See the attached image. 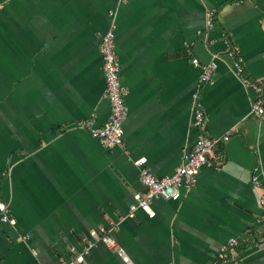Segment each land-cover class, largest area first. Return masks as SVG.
<instances>
[{
    "label": "crops",
    "instance_id": "crops-1",
    "mask_svg": "<svg viewBox=\"0 0 264 264\" xmlns=\"http://www.w3.org/2000/svg\"><path fill=\"white\" fill-rule=\"evenodd\" d=\"M110 27L128 115L123 144L105 149L76 122L108 117L99 37ZM227 37L243 76L263 77L264 0H0V201L14 219H0V264H62L118 221L114 246L96 242L84 264H211L230 237L224 264H264L250 180L254 167L264 175V117L250 112L256 94L233 75ZM191 57L212 65V81L199 84ZM195 91L204 134L238 130L179 200L121 220L145 190L134 160L170 175L194 144Z\"/></svg>",
    "mask_w": 264,
    "mask_h": 264
},
{
    "label": "built area",
    "instance_id": "built-area-1",
    "mask_svg": "<svg viewBox=\"0 0 264 264\" xmlns=\"http://www.w3.org/2000/svg\"><path fill=\"white\" fill-rule=\"evenodd\" d=\"M213 13L211 10L206 12V27L213 28ZM229 55L232 58L231 70L239 82L255 94L251 102L250 112L258 117H264V76L258 79H249L243 76V66L238 53L229 47ZM99 54L101 57L103 76L105 82V94L109 103V113L107 119L97 125L93 116L76 122L80 129H85L89 134L97 139L105 149H112L123 144V123L128 115V107L125 102L127 93L126 87L121 83L119 72L120 62L117 57L115 34L113 27L100 34ZM192 66L199 68V84H205L212 81L213 67L210 63H202L196 57L190 58ZM194 110L191 117V123L198 131L196 140L190 149L183 152L182 162L175 168L170 175L157 177L145 164L143 158L134 160V165L138 168V180L145 187L144 192L136 191L133 194L134 203L131 205L128 213L121 218L134 217L137 210L146 213L149 218L155 215L150 203L154 199L179 200L183 191H190L197 182V175L203 166H213V149L220 142H226L233 132L238 129L231 127L221 136H208L201 130L205 126L207 117L205 111L200 105L198 92L192 94ZM250 180L253 185L259 187L258 204L262 210L264 218V175L258 168L254 167L251 171ZM0 219L3 222L14 224L8 214L6 203L0 201ZM120 221L112 223L108 227H101L99 230H90L89 239L79 248L70 247L71 257L62 264H84L85 257L96 242H102L107 247H113L115 241L111 236L113 229L117 227ZM238 243L235 237L228 238L215 252L211 264H224Z\"/></svg>",
    "mask_w": 264,
    "mask_h": 264
},
{
    "label": "trees",
    "instance_id": "trees-1",
    "mask_svg": "<svg viewBox=\"0 0 264 264\" xmlns=\"http://www.w3.org/2000/svg\"><path fill=\"white\" fill-rule=\"evenodd\" d=\"M227 41L229 43V47L234 50V46H233L231 40L229 39V37H227Z\"/></svg>",
    "mask_w": 264,
    "mask_h": 264
}]
</instances>
